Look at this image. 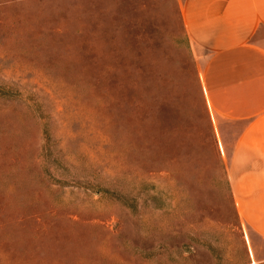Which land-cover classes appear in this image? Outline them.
I'll return each instance as SVG.
<instances>
[{
    "label": "rangeland",
    "instance_id": "1",
    "mask_svg": "<svg viewBox=\"0 0 264 264\" xmlns=\"http://www.w3.org/2000/svg\"><path fill=\"white\" fill-rule=\"evenodd\" d=\"M185 1L0 0V264H264Z\"/></svg>",
    "mask_w": 264,
    "mask_h": 264
},
{
    "label": "crops",
    "instance_id": "2",
    "mask_svg": "<svg viewBox=\"0 0 264 264\" xmlns=\"http://www.w3.org/2000/svg\"><path fill=\"white\" fill-rule=\"evenodd\" d=\"M183 19L206 50L209 119L238 124L226 172L239 216L264 238V0H186Z\"/></svg>",
    "mask_w": 264,
    "mask_h": 264
}]
</instances>
